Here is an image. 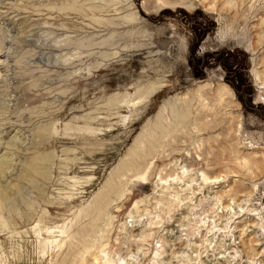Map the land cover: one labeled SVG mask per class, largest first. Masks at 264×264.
<instances>
[{
  "label": "rangeland",
  "instance_id": "374dc122",
  "mask_svg": "<svg viewBox=\"0 0 264 264\" xmlns=\"http://www.w3.org/2000/svg\"><path fill=\"white\" fill-rule=\"evenodd\" d=\"M0 264H264V0H0Z\"/></svg>",
  "mask_w": 264,
  "mask_h": 264
},
{
  "label": "bare ground",
  "instance_id": "6f19581e",
  "mask_svg": "<svg viewBox=\"0 0 264 264\" xmlns=\"http://www.w3.org/2000/svg\"><path fill=\"white\" fill-rule=\"evenodd\" d=\"M196 107V109H194ZM206 106L200 102L197 103L194 106H190L189 104L184 107L183 110V117L185 118L184 122L189 123L192 119L194 120H203L205 122V125L208 128L214 127V113H207L205 111ZM196 112V113H195ZM216 122V120H215Z\"/></svg>",
  "mask_w": 264,
  "mask_h": 264
}]
</instances>
